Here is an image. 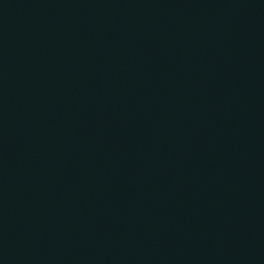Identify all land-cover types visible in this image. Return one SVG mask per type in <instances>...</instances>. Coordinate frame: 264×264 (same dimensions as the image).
Wrapping results in <instances>:
<instances>
[{"label": "water", "instance_id": "water-1", "mask_svg": "<svg viewBox=\"0 0 264 264\" xmlns=\"http://www.w3.org/2000/svg\"><path fill=\"white\" fill-rule=\"evenodd\" d=\"M0 264H264V0H0Z\"/></svg>", "mask_w": 264, "mask_h": 264}]
</instances>
